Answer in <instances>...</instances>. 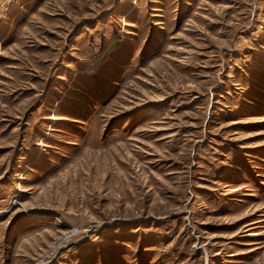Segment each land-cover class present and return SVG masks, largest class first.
I'll return each instance as SVG.
<instances>
[{"label": "rangeland", "instance_id": "1", "mask_svg": "<svg viewBox=\"0 0 264 264\" xmlns=\"http://www.w3.org/2000/svg\"><path fill=\"white\" fill-rule=\"evenodd\" d=\"M0 264H264V0H0Z\"/></svg>", "mask_w": 264, "mask_h": 264}]
</instances>
